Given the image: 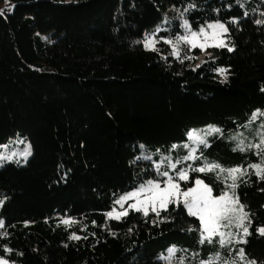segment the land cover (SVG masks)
Segmentation results:
<instances>
[{"label":"trees","instance_id":"16d2710c","mask_svg":"<svg viewBox=\"0 0 264 264\" xmlns=\"http://www.w3.org/2000/svg\"><path fill=\"white\" fill-rule=\"evenodd\" d=\"M4 5L0 146L23 140L32 155L24 163L0 164V257L9 264H237L244 248V263L264 264V236L257 233L264 226V180L248 167L261 157L247 149L264 135V23H255L264 21V0ZM184 20L197 32L224 23L234 50L209 48L199 62L203 51L180 42V58L171 55L172 47L160 38L175 43L187 35ZM157 28L159 51H150L143 41ZM218 68L228 69L227 80ZM209 126L222 130L207 136L210 147L191 145L188 133ZM242 131L245 141L237 135ZM241 141L245 151L238 150ZM191 148L201 159L181 163L177 171L205 160L247 169L234 193L249 213L250 235L228 226L231 243L221 246L217 236L201 244L200 221L183 203L169 204L159 216L134 210L120 220L105 216L117 209L121 195L163 179L157 164L171 173L169 164ZM145 156L151 159H137ZM189 174L184 187L199 178L215 197L233 183L226 173ZM73 234L80 238L71 239ZM173 247L177 251L170 254Z\"/></svg>","mask_w":264,"mask_h":264},{"label":"snow or ice","instance_id":"6c2138e0","mask_svg":"<svg viewBox=\"0 0 264 264\" xmlns=\"http://www.w3.org/2000/svg\"><path fill=\"white\" fill-rule=\"evenodd\" d=\"M187 10V9H186ZM5 10H0V16L4 15ZM247 15V13H245ZM232 23H238V21L233 20ZM257 24L264 23V21L257 20L255 21ZM181 27H183L187 33V35L179 36L175 43L172 40L161 37L160 39L167 44L172 45L173 51L171 55L180 58V50L178 48V44L180 42H184L190 45L191 48L199 47L201 50H206L207 47H218V48H227L228 51H233L234 48L229 47L224 39L221 37L228 33L229 29L226 27L224 23L217 22L215 24L207 25V28L212 29L213 33V43L211 45L207 43H200V37H207L208 33L204 27H201L200 30L192 31L191 25L187 20H184ZM161 31L160 28H157L156 33L151 36L146 35L145 40L143 41L146 49L150 51H159L155 47L156 35ZM186 59H193L191 56H185ZM165 59H167L165 57ZM183 62V60H181ZM199 67V65H197ZM195 70V69H194ZM219 74L224 76V79L227 80V71L225 68H218L216 70ZM264 91V89H262ZM256 113L253 114V119L256 118ZM260 115H264V113H260ZM264 128V125H261ZM214 133H222V130L215 127H210L207 131V135H212ZM189 140H192L197 145H203L205 148L210 147L207 140L198 134L196 130H193L188 133ZM20 143H24L23 140L19 141ZM0 147H7L0 146ZM141 148L144 146L141 145ZM173 149L177 147V145L172 146ZM187 147V145H185ZM247 149H256L255 155L261 157L260 163L250 164L248 167L254 170V174L258 179L264 180V135H261V138L258 143L247 145ZM236 150V149H234ZM239 151H245V147L243 146V141H241V146L238 148ZM196 148H191L188 155L183 157L181 160H176L169 164V168L171 169V174L168 170L160 171V164L156 165V172L158 177L163 179L152 180L149 179L144 183H141L136 189L131 192L125 193L121 195L118 199L115 200V204L120 206V209L123 211H117L114 207L111 211L105 213V216L109 219L120 220L122 217L127 216L130 210H134L137 212H143L145 216L149 213V205L151 206V211L155 212L157 216H159V209L167 208L168 204H175L179 206V204L183 203L184 207L187 209L189 215L196 216L200 220L201 227V239L200 243L203 244L205 241L208 243H212L213 237H219V244L224 246L225 244L231 243V232H224L221 228H227L228 226L235 223L236 227L243 229L244 237L250 235L249 227L244 226L245 220H248L249 213L244 211L245 206L240 203V198L238 195H235L233 191V195H229L228 192L221 193L218 197H213L212 188L205 184L203 180L196 178L192 181L193 186L187 188L185 191H181L180 182H187L189 177V172H199V173H208L215 172L218 177L220 174H227V178H230L233 183L228 185V187L234 190L238 185L236 184V180L239 176L247 175V169H244L242 166H237L234 168L225 169L220 164L214 162L204 161L203 165L200 167L193 168L191 164H187L186 167L180 168L177 171L178 165L181 163H186L187 161L195 162L201 157L196 155ZM12 155H16L13 153ZM21 155L25 158V162L27 158L31 155V145L28 144L26 149ZM151 159L150 156L145 157H137V159ZM8 159L11 160L12 156L3 157L0 156V160ZM170 159V158H168ZM163 163V160L160 162ZM163 184V187L161 186ZM264 191V189H261ZM129 200L134 201L133 203L128 204V207L125 208L124 205ZM3 202L0 201V204ZM63 223L69 224L70 220H64ZM94 223V222H93ZM249 226L251 221H248ZM4 226L3 220H0V228ZM131 231V229H130ZM257 233L261 236H264V226L257 228ZM6 235V233H4ZM80 237L73 234L71 239H79ZM240 243H247L246 239H241ZM7 251L11 252V249H7ZM177 249L175 247L168 249L170 254H175ZM219 255V254H217ZM237 255L240 260H245V250L244 248H240L238 250ZM0 264H8V261L4 260L0 257ZM201 264H210L208 261H201ZM249 264H256L255 260L249 262Z\"/></svg>","mask_w":264,"mask_h":264},{"label":"rangeland","instance_id":"374dc122","mask_svg":"<svg viewBox=\"0 0 264 264\" xmlns=\"http://www.w3.org/2000/svg\"><path fill=\"white\" fill-rule=\"evenodd\" d=\"M0 2H1V5H0V10L3 8V6H5L4 5V2H5V0H0ZM215 23H217V22H213V23H210V24H215ZM227 27V26H226ZM205 29H206V31H207V33H208V35H207V37L205 38V37H200V39H199V42L200 43H207V44H209V45H211L214 41H213V36H212V33H213V30L212 29H209V28H207V26L205 27ZM152 35V34H151ZM151 35H149V36H151ZM226 35H227V33L226 34H224L221 38L222 39H224L225 40V42H226ZM156 41H157V39H156ZM157 44V43H156ZM156 44H155V47H156ZM170 45V44H169ZM171 47H172V45H170ZM196 48H199V47H196ZM209 48H213L212 46H210V47H207L206 48V50H202L203 51V55H201L200 57H199V62H202L203 60H204V58H205V56L207 55L205 52L209 49ZM173 49V48H172ZM201 49V48H200ZM209 127H211V126H209ZM193 130H196V132L198 133V134H200L201 136H203L205 139L207 138V131L209 130V128H207V127H205V128H195V129H193ZM192 130V131H193ZM237 135L240 137V138H242L244 141L245 140H247L248 139V135H247V133L246 132H244V131H242V132H238L237 133ZM237 139L234 137V139H233V142L234 141H236ZM19 141H21V140H12V141H10L6 146L7 147H0V156H3V157H8V156H12V159L11 160H8V159H4V160H0V164L2 165L3 163H6V162H8V163H16V164H19V163H21V162H23V161H25V158L21 155V153H23L24 152V150L26 149V147H27V145L29 144L28 142H26V141H24V143H20ZM190 143H191V145H194L195 147L196 146H198L196 143H194L192 140H190ZM13 153H15L16 155H12ZM31 155H32V148H31ZM31 155L27 158V160L31 157ZM13 161H15V162H13ZM24 163V162H23ZM189 175V177H190V174H188ZM202 180V179H201ZM189 181V180H188ZM187 181V182H188ZM182 183H185L184 181H181L180 182V188H181V191H185V190H187V188H190V187H184L183 185H182ZM204 183H205V181H204ZM206 184V183H205ZM162 187H163V184L161 185ZM233 191L234 190H232V189H228L226 192H228L229 193V195H232L233 194ZM212 195H213V197H215L214 196V192H213V189H212ZM134 201H132V200H129L127 203H125V205H124V207L125 208H127L128 207V204H130V203H133ZM169 205V204H168ZM167 205V206H168ZM159 210H163V209H159ZM187 210V209H186ZM117 211H123V209H120V206L118 205V207H117ZM151 211V206L149 205V212ZM188 212V211H187ZM194 217H196V216H194ZM197 218V217H196ZM116 220V219H115ZM200 221V220H199ZM246 220H245V222H244V226H246ZM235 223H233L232 225H230V227H232L233 229L235 228ZM237 229H238V231L239 232H241L242 233V235H243V229L242 228H238L237 227ZM221 230L222 231H224L225 232V228H221ZM9 264V263H8ZM237 264H248V263H244V261H241L240 260V258H238V263Z\"/></svg>","mask_w":264,"mask_h":264}]
</instances>
